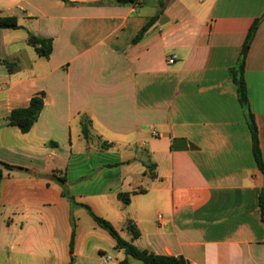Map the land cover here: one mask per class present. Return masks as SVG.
<instances>
[{
    "label": "crops",
    "instance_id": "crops-1",
    "mask_svg": "<svg viewBox=\"0 0 264 264\" xmlns=\"http://www.w3.org/2000/svg\"><path fill=\"white\" fill-rule=\"evenodd\" d=\"M73 1L0 0L21 25L0 29V264H144L85 206L142 250L264 264V0ZM256 19L244 106L232 69ZM41 91L31 129L10 124Z\"/></svg>",
    "mask_w": 264,
    "mask_h": 264
},
{
    "label": "trees",
    "instance_id": "trees-1",
    "mask_svg": "<svg viewBox=\"0 0 264 264\" xmlns=\"http://www.w3.org/2000/svg\"><path fill=\"white\" fill-rule=\"evenodd\" d=\"M67 4H74L73 0H63ZM118 2H129L133 0H117ZM166 0H160V10L165 6ZM157 17V15L154 17V19ZM259 23V19H256L254 24L252 25L247 39L243 45L242 52H241V58L239 62L238 68H233L232 73L234 77V81L238 86L239 91V97L240 102L244 106H248L249 99H248V91L247 86L244 79V69H245V62L246 57L249 52L251 42L253 39V36L255 34V31L257 29ZM21 25L18 21V18L16 16H8V15H0V29L3 28H11V29H17L20 28ZM27 41L30 45H32L36 51L42 55V56H48L52 51V39L50 38H41L38 37L33 32L28 33ZM1 61V60H0ZM3 62L7 65L10 71L13 70V67H15L16 64H12L8 60H3ZM45 103V92L41 91L37 94H35L29 104L25 107H18L14 108L10 115H9V123L12 125H18L22 131L27 132L31 129L33 124L36 122L41 110L44 107ZM250 128L252 131V138H253V150L254 154L258 163L259 168L264 173V161L262 157V152L259 146V138L257 133V127L255 125L253 115L250 113ZM83 132L85 137H89V128L87 125L83 126ZM7 167L12 168L13 166L5 164ZM2 179V172L0 170V181ZM124 197V196H123ZM125 201L129 202L130 198L125 196ZM259 204L261 207V213L262 218L264 220V191L260 195ZM89 213L93 216V218L97 221V223L106 229L116 240V248L123 249L128 257L135 258L137 260L142 261L144 264H189V261L185 259L184 257H178L173 255H159L152 252H149L147 250H142L135 246L131 241L126 240L119 232V230L108 220L98 216L95 214L90 207L85 206ZM125 228L128 230V232L131 233L132 238L136 239L140 236V232L136 226V224L132 220H127L125 223ZM73 239L74 234L72 237V243L73 245ZM121 264H128L127 259L122 261Z\"/></svg>",
    "mask_w": 264,
    "mask_h": 264
},
{
    "label": "built area",
    "instance_id": "built-area-1",
    "mask_svg": "<svg viewBox=\"0 0 264 264\" xmlns=\"http://www.w3.org/2000/svg\"><path fill=\"white\" fill-rule=\"evenodd\" d=\"M169 62L170 63L174 62V59L173 58L169 59ZM98 264H121V262L111 253H103L100 254L99 256Z\"/></svg>",
    "mask_w": 264,
    "mask_h": 264
}]
</instances>
